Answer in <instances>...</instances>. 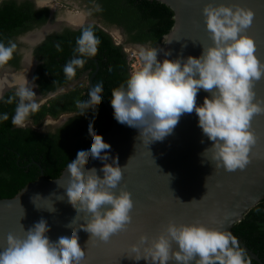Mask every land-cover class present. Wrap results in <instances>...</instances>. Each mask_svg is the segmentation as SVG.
<instances>
[{
  "label": "clouds",
  "instance_id": "obj_1",
  "mask_svg": "<svg viewBox=\"0 0 264 264\" xmlns=\"http://www.w3.org/2000/svg\"><path fill=\"white\" fill-rule=\"evenodd\" d=\"M202 14L212 43L202 45L198 57L181 55L162 61L157 58L158 52L168 57L170 51L142 46L139 49L141 67L111 92L113 116L117 122L138 129V139L148 146L163 141L182 115L195 111L198 127L211 141L203 157L210 152L216 168L223 167L229 172L243 170L250 162L249 154L256 143L251 130L252 118L264 114V99H257L254 91L255 83L264 79V62L256 55L254 39L246 34L254 12L239 4L210 2L203 7ZM97 39L91 28L82 31L74 49L79 57L72 58L63 68L67 79L71 80L76 69L83 66L84 54L95 50ZM163 41L171 42L166 37ZM116 44L122 46L127 59L126 47L121 41ZM15 48L14 43L9 46L0 43V65L12 59ZM32 87L17 90L19 102L11 120L16 127H24L30 113L38 109ZM101 87V79L93 80L88 86V95L76 98L75 102L85 107L94 104L100 98ZM201 90L210 95L198 105L196 97ZM85 107L79 111H84ZM8 119L7 113L0 114V121ZM86 128L91 134L90 142L75 147L74 153L66 158V169L60 178L63 192L75 212L85 213V223L72 227L70 219L65 222L67 231L60 230L50 237L46 232L48 221L41 218L24 230L22 237L9 233L7 246L0 250V264H82L85 251L78 243V228L90 233L89 239L107 242L131 223V193L119 187L127 163L122 168L118 157L104 151L110 150L111 145L96 132L91 116ZM88 155L103 162L99 169L102 177L95 167H83L82 161ZM118 187L119 190L114 191ZM37 199H40L38 195L34 203ZM46 209L51 210V206ZM228 246L227 235L219 230L169 221L153 239L140 235L138 242L129 246V251L133 260L143 259L146 264H169V261L214 264L212 258L217 253L225 258L220 264H241L240 254L229 250Z\"/></svg>",
  "mask_w": 264,
  "mask_h": 264
},
{
  "label": "water",
  "instance_id": "obj_2",
  "mask_svg": "<svg viewBox=\"0 0 264 264\" xmlns=\"http://www.w3.org/2000/svg\"><path fill=\"white\" fill-rule=\"evenodd\" d=\"M157 1L173 12V24L163 36L171 42L165 44L162 38L156 47L170 51L171 56L165 57L164 52H158V60L175 59L181 55L185 58L189 55L198 57L202 45L212 43L202 14L205 4L211 2L239 4L254 12L246 34L254 39L256 55L264 62V0ZM82 25L81 22L70 27L79 29ZM96 71L90 74L88 86ZM254 91L257 99H264V79L255 83ZM209 95L204 90L199 91L196 103L202 104L205 96ZM100 99L112 119L111 127L100 134L111 145L110 150L104 151H108L111 157H118L122 168L127 163L119 187L131 193L132 221L107 242L89 239L90 233L78 228V243L85 251L82 264H146L143 259L135 261L130 257L129 246L137 243L142 234L149 239L155 238L169 221L219 230L227 235L229 242L234 241L250 258L263 264L256 253L233 235L232 226L264 197V114L254 115L251 121L256 143L249 154L250 162L243 170L229 172L223 167H215L210 152L203 157L202 153L211 141L198 127L195 111L182 115L173 132L163 141L147 146L138 139V129L117 122L107 99L102 94ZM108 162L111 163V160ZM102 163L90 155L82 161L85 169L95 167L101 177L103 174L99 169ZM65 169L66 166L58 177L52 179L46 178L41 170L38 178L26 183L15 195L0 198V250L7 246L9 233L22 237L24 230L27 231L41 218L48 221L46 232L50 237L60 230L67 231L65 222L70 219L72 227L85 223V213L75 212L63 192V180L60 178ZM119 187L114 191H118ZM37 195L40 199L34 203ZM50 206L51 210L46 209ZM172 247L176 248L174 242ZM169 264L175 262L169 261Z\"/></svg>",
  "mask_w": 264,
  "mask_h": 264
},
{
  "label": "trees",
  "instance_id": "obj_3",
  "mask_svg": "<svg viewBox=\"0 0 264 264\" xmlns=\"http://www.w3.org/2000/svg\"><path fill=\"white\" fill-rule=\"evenodd\" d=\"M97 4L101 5L98 14H101L105 24H118L125 29L128 34L126 42H149L155 47L173 24L172 10L157 0H97ZM46 14V8L33 10L28 0H2L0 43L6 46L13 44L11 38L14 34L44 23ZM88 28L98 36L96 47L94 51L84 54L83 66L76 69V75L71 80L85 71L89 76L97 69L92 81L102 80L99 91L109 104L112 90L127 80L130 73L122 46L116 44L108 32L90 24L77 30L65 28L35 49L42 60L35 73V81L42 93L55 91L71 81L66 78L63 68L72 58L79 57V53L74 51L76 40ZM87 95L86 85H76L66 92L55 94L30 113L28 119L35 126L47 116L55 118L61 113L72 114L62 125L47 131H38L29 125L14 126L11 120L19 102L16 93L8 92L0 99V114L7 113L9 117L6 121H0V198L15 195L26 183L38 178L41 170L46 178L58 177L66 166V158L74 153L75 147L90 142L91 134L86 128L89 116L98 134L111 127V116L100 98L86 107L75 102L76 98ZM82 107L85 110L79 111ZM232 233L264 264V197L240 221L234 223ZM228 248L240 254L241 264H258L238 244L229 242ZM223 259L222 254L217 253L213 257L214 264H220Z\"/></svg>",
  "mask_w": 264,
  "mask_h": 264
},
{
  "label": "flooded vegetation",
  "instance_id": "obj_4",
  "mask_svg": "<svg viewBox=\"0 0 264 264\" xmlns=\"http://www.w3.org/2000/svg\"><path fill=\"white\" fill-rule=\"evenodd\" d=\"M18 1H22V0H18ZM28 1L31 2L33 10H40V9L46 8L47 9V14H46L47 17H46V20L44 23H42L38 26L34 25L33 27L29 28L28 30L21 32V33H18V34H14L12 36L11 39H12V42L16 45V48L13 52L12 59L9 60L6 64L0 65V77L9 76V77H11V79H13L14 83H12L9 87L4 88V91L2 89V91L0 93V99H2L8 92L17 93V90L21 87H24V86L32 87L33 86L32 90L35 93V97H33V99L38 103V106H40L43 103L47 102V100H49L55 94L68 91V90L64 91L65 89H69V90L72 89L74 86H72L71 84H73L74 82H78L79 79H81V77H84V76L87 77L86 86L88 87V78L90 75L88 76V71H85V72H83V74L81 76H79L76 79L71 80L70 82H68L64 85L59 86L55 91H49L47 93H42V91L39 89V85L35 81V73H36V70H37V67L39 66V64L42 63V60L39 59L38 56L36 55L35 49L38 46H40L43 42H45V40L47 38H49L50 36H53L57 33L62 32L65 28L72 29L71 28L72 25L66 24L64 22H59V24H56L62 16H65V15L71 14V13L66 12L64 15L59 16L55 23L54 22L52 23V21L54 20V15L56 13V8H55L56 6L53 5L55 3H51V4H49V3L53 0H28ZM0 3H1V1H0ZM81 3H83V6L86 8L85 11L88 14L86 17L82 16L85 18V20H83V22H82V24H83L82 26L94 24V25H97L98 27H100L102 29H103L102 25L107 27V28H109L108 26H111L109 24L108 25L105 24L102 21L101 14H98V11H100V9H101V5L97 4V0H80V4ZM53 24H56V26L52 27L50 29H47V30L45 29L46 27L51 26ZM45 25H47V26L44 28V30L38 31L41 27H43ZM112 26L116 27L119 30L120 35L123 38L122 39L123 43L133 44V45H143V46L145 45L148 47H152L149 42H146V43L126 42L127 41L126 38L128 37V34L125 32V29L118 24H112ZM72 30H77V29H72ZM103 30L106 31L105 29H103ZM36 31L42 32V37H40L34 41H29L27 39V37L29 35H32L33 33H36ZM155 47H157V46H155ZM26 65L29 67L26 68ZM6 70H8V71H6ZM25 77L28 79L27 85H25L22 82V79H24ZM71 115H72L71 113L59 114L57 117H55L58 120V124L55 126L58 127V126L62 125ZM26 125H29L38 131H41V130L35 128V125H33L30 120L28 121L27 124H25V126ZM51 130H53V129H51Z\"/></svg>",
  "mask_w": 264,
  "mask_h": 264
},
{
  "label": "rangeland",
  "instance_id": "obj_5",
  "mask_svg": "<svg viewBox=\"0 0 264 264\" xmlns=\"http://www.w3.org/2000/svg\"><path fill=\"white\" fill-rule=\"evenodd\" d=\"M2 1V0H0ZM51 3H55L53 5H55L56 7V13L54 15V20L52 21V23L56 22L58 17L61 15H64L66 12H69L71 14H81L82 16H87V12L85 11L86 8L83 6V3L80 4V0H53L51 1L49 4ZM92 19V18H91ZM100 24V23H99ZM112 26V25H111ZM108 26L109 28L105 27L102 25L103 29H105L108 33H110V35L113 37V40L115 41H121L123 47H126V51L127 53L132 54L134 53L136 57H133V59H140V52L139 49L143 46V45H133V44H127V43H123L122 41V36L120 35L119 30L116 27H111ZM141 46V47H138ZM145 46V45H144ZM148 47V46H145ZM141 61V59H140ZM87 83V77H81V79H79L78 82H74L73 84H71L72 86H76V85H86ZM72 88V87H71ZM69 90V89H65L64 91ZM29 119L26 120V124L28 123ZM58 124V120L57 118H52L47 116L45 119H43L41 121L40 124L36 125L35 128L41 130V131H47V130H51L54 129Z\"/></svg>",
  "mask_w": 264,
  "mask_h": 264
},
{
  "label": "bare ground",
  "instance_id": "obj_6",
  "mask_svg": "<svg viewBox=\"0 0 264 264\" xmlns=\"http://www.w3.org/2000/svg\"><path fill=\"white\" fill-rule=\"evenodd\" d=\"M83 20H85L84 17H82L81 14H67L65 16H62L58 22L56 24H59V22H64L66 24H70V25H78L79 23L83 22ZM56 24H53L51 26H48L46 27L45 29H50L52 27H55ZM41 30H44L41 29ZM41 30H38V31H41ZM36 31V33H33L32 35H29L27 37V39L29 41H34V40H37L38 38L41 37L42 35V32H38ZM29 66L26 65V68H28ZM27 70V69H26ZM8 71V70H6ZM29 73V72H28ZM20 75V74H19ZM12 76V75H11ZM24 76V75H23ZM26 76V75H25ZM19 78V77H18ZM15 79V78H14ZM17 82V81H16ZM22 82L27 85L28 84V79L25 77L24 79H22ZM12 83H14L13 79H11V77L9 76H6V77H0V93L2 91L3 88H6V87H9ZM19 84V83H18ZM31 86V85H30Z\"/></svg>",
  "mask_w": 264,
  "mask_h": 264
},
{
  "label": "built area",
  "instance_id": "obj_7",
  "mask_svg": "<svg viewBox=\"0 0 264 264\" xmlns=\"http://www.w3.org/2000/svg\"><path fill=\"white\" fill-rule=\"evenodd\" d=\"M116 43H118V41H116ZM133 57H136L134 53L130 54L127 53V64H128V68H129V73H133L136 70H138L141 67V61L140 59L136 58L133 59Z\"/></svg>",
  "mask_w": 264,
  "mask_h": 264
}]
</instances>
